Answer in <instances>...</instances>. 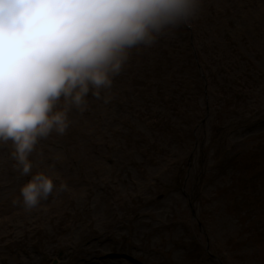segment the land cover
Segmentation results:
<instances>
[{
  "label": "rangeland",
  "instance_id": "rangeland-1",
  "mask_svg": "<svg viewBox=\"0 0 264 264\" xmlns=\"http://www.w3.org/2000/svg\"><path fill=\"white\" fill-rule=\"evenodd\" d=\"M186 24L41 139L32 172L67 187L40 205L0 143V264H264V0H203Z\"/></svg>",
  "mask_w": 264,
  "mask_h": 264
},
{
  "label": "clouds",
  "instance_id": "clouds-1",
  "mask_svg": "<svg viewBox=\"0 0 264 264\" xmlns=\"http://www.w3.org/2000/svg\"><path fill=\"white\" fill-rule=\"evenodd\" d=\"M203 0H0V143L12 142L32 209L67 187L32 172L42 138L64 134L73 108L101 97L135 51L195 19Z\"/></svg>",
  "mask_w": 264,
  "mask_h": 264
},
{
  "label": "trees",
  "instance_id": "trees-1",
  "mask_svg": "<svg viewBox=\"0 0 264 264\" xmlns=\"http://www.w3.org/2000/svg\"><path fill=\"white\" fill-rule=\"evenodd\" d=\"M252 158V157H249V154L248 153H244L242 154V156L238 157L239 161L241 162V165H247L248 166V162H249V159Z\"/></svg>",
  "mask_w": 264,
  "mask_h": 264
},
{
  "label": "water",
  "instance_id": "water-1",
  "mask_svg": "<svg viewBox=\"0 0 264 264\" xmlns=\"http://www.w3.org/2000/svg\"><path fill=\"white\" fill-rule=\"evenodd\" d=\"M59 254H61V250H59ZM54 262H56V261L54 260Z\"/></svg>",
  "mask_w": 264,
  "mask_h": 264
}]
</instances>
